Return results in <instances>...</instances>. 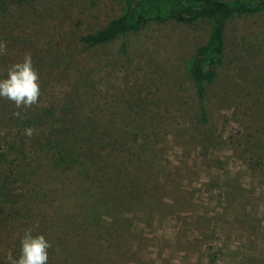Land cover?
Instances as JSON below:
<instances>
[{"label": "rangeland", "instance_id": "rangeland-1", "mask_svg": "<svg viewBox=\"0 0 264 264\" xmlns=\"http://www.w3.org/2000/svg\"><path fill=\"white\" fill-rule=\"evenodd\" d=\"M0 11V42L7 44L0 78L30 54L43 93L27 110L0 99V137L9 134L13 112L51 107L65 122L86 121L92 134L106 135L101 145H110V161L135 177L122 220L108 207L100 216L109 222L115 216L110 227L73 232L80 254L74 263L264 264V13L226 23L225 52L201 104L203 122L188 68L207 23L153 24L86 50L79 38L118 16V0H1ZM120 149L126 152L116 161ZM132 153L142 161L135 173ZM38 181L42 186L19 184L36 201L28 206L32 217L21 211L25 224L8 223L10 211L0 210V264L19 258L21 235L36 222L38 235L54 239L60 228L41 215H55L51 203L79 206L80 197L59 198Z\"/></svg>", "mask_w": 264, "mask_h": 264}, {"label": "trees", "instance_id": "trees-1", "mask_svg": "<svg viewBox=\"0 0 264 264\" xmlns=\"http://www.w3.org/2000/svg\"><path fill=\"white\" fill-rule=\"evenodd\" d=\"M118 2L120 4L118 16L102 28L79 38V43L84 49L103 47L118 37L138 33L153 24L175 22L191 25L205 22L209 25L207 38L193 49L188 68L194 94L200 105L205 99L207 88L216 78V69L221 64L225 52L226 23L234 17L264 13V0H118ZM120 51L124 52L123 47ZM199 109L200 118L205 122V110L202 105ZM24 117L11 118L6 125L8 128L6 132L9 134L6 138L0 137V210L5 214L7 213L5 208L10 211L3 220L12 224L23 219L25 224L21 211L30 217L33 216L34 212L28 207L36 202L32 198V189L20 190L19 184L32 185L36 182L41 185L38 181L41 178L46 190L59 194V198L80 197L78 207L68 209L62 203H51L55 208V215L41 213L45 223L52 225L53 228L55 225L60 228L55 231L54 239L52 236L47 237L52 245L48 250V264H73L80 256L75 254L78 252L75 242H79V235H74L73 232L81 230L92 231L95 234L110 227L115 216L111 214L114 217L110 218V222L100 216V211L108 207L122 220L123 213L120 209L125 208L124 206L128 204L126 200L135 192L131 189L136 185L133 183L135 177H127L124 174L122 162L115 164V161H110L112 149H106L108 143L101 145L106 135L97 137L92 134L90 129H87L86 121L84 125L80 123L83 121L78 120L65 122V116L58 113L56 116L51 107L39 109ZM29 126L36 129L30 138L22 135V131ZM125 152V149H120L116 161L120 160V155ZM129 158L128 163L134 167L132 172L135 173L136 168L138 169L136 166L142 163L141 157L132 153L129 154ZM69 174L72 175L71 180ZM94 175L98 176L94 178ZM128 179L131 183L124 185ZM47 194L43 193L44 196ZM34 198L40 200L36 195ZM41 205L43 202H40V207ZM24 207L25 211L22 210ZM71 217L75 221L65 224L66 219L69 220ZM70 226H73L71 228L73 231L66 239L64 234ZM53 228L43 227L51 231ZM38 234L34 228L33 235ZM74 264L87 263L78 260Z\"/></svg>", "mask_w": 264, "mask_h": 264}, {"label": "clouds", "instance_id": "clouds-1", "mask_svg": "<svg viewBox=\"0 0 264 264\" xmlns=\"http://www.w3.org/2000/svg\"><path fill=\"white\" fill-rule=\"evenodd\" d=\"M7 52V44L0 42V55ZM7 78H0V99L9 101L18 110H27L33 106H38L42 96L41 81L38 70L33 66L30 54H25L22 61L8 66L6 70ZM13 112V116L24 119L22 111ZM35 128L29 126L25 128L24 134L32 137ZM35 228L39 223L34 224ZM51 243L44 235H33V228L25 230L21 239V255L18 259L12 260L11 264H48L49 249Z\"/></svg>", "mask_w": 264, "mask_h": 264}]
</instances>
